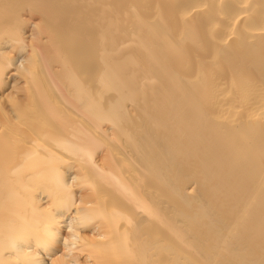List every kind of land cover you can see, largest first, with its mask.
Returning a JSON list of instances; mask_svg holds the SVG:
<instances>
[{
	"label": "bare ground",
	"instance_id": "obj_1",
	"mask_svg": "<svg viewBox=\"0 0 264 264\" xmlns=\"http://www.w3.org/2000/svg\"><path fill=\"white\" fill-rule=\"evenodd\" d=\"M0 264H264V0H0Z\"/></svg>",
	"mask_w": 264,
	"mask_h": 264
}]
</instances>
